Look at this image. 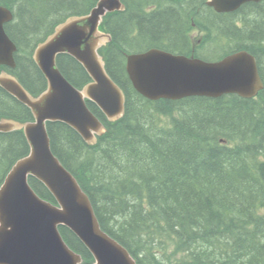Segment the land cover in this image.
<instances>
[{"label":"trees","instance_id":"1","mask_svg":"<svg viewBox=\"0 0 264 264\" xmlns=\"http://www.w3.org/2000/svg\"><path fill=\"white\" fill-rule=\"evenodd\" d=\"M121 1L125 10L108 14L101 29L111 36L102 55L106 72L125 95V114L109 122L86 101L106 132L88 145L67 125L47 123L53 154L89 197L102 230L136 264H264V89L253 99L225 95L148 101L133 89L125 70L129 53L151 47L185 51L183 31L192 11L198 29L226 49L214 60L245 50L256 57L264 82V0L229 14H216L206 0H175L171 5ZM96 2L0 0L13 12L5 31L17 47L16 66L6 70L32 95L46 88L32 59L35 46L67 18L87 14ZM151 4L158 10L146 14ZM144 40L147 48L132 50ZM195 57L209 59L199 53ZM56 62L74 87L90 81L71 56L59 55ZM1 118L33 119L26 106L0 88ZM28 151L22 131L0 133V184ZM29 183L40 198L54 203L40 182L29 178ZM59 231L81 255V264H93L70 230ZM165 245L172 250V261L163 255Z\"/></svg>","mask_w":264,"mask_h":264},{"label":"water","instance_id":"2","mask_svg":"<svg viewBox=\"0 0 264 264\" xmlns=\"http://www.w3.org/2000/svg\"><path fill=\"white\" fill-rule=\"evenodd\" d=\"M262 0H208L216 13H232ZM120 0H97L87 14L58 24L38 43L32 59L46 81L34 96L18 79L0 73V88L26 106L32 121L0 119V133L22 131L29 151L10 167L0 184V264H81V255L62 238L59 227L70 230L93 258V264H136L135 259L98 222L87 194L51 150L47 123L60 122L88 145L106 129L89 110L94 103L109 122L125 114V95L105 69L99 49L111 41L100 30L107 14L123 11ZM13 18L0 5V66L14 69L17 47L4 25ZM71 56L90 81L81 89L70 84L57 66V57ZM125 70L133 89L150 101H178L189 97L219 98L236 95L253 99L264 89L255 56L245 50L218 61L174 55L157 48L126 55ZM224 142V141H223ZM40 182L54 203L40 198L29 183Z\"/></svg>","mask_w":264,"mask_h":264},{"label":"flooded vegetation","instance_id":"3","mask_svg":"<svg viewBox=\"0 0 264 264\" xmlns=\"http://www.w3.org/2000/svg\"><path fill=\"white\" fill-rule=\"evenodd\" d=\"M155 4L156 2L154 0H152ZM159 3L163 4V5H171L173 4L172 0H168V1H162V0H158ZM155 4L154 5H148L147 9H146V14L154 12L158 9H155ZM162 10V9H160ZM192 11H190V15L188 17V21L190 22V26L187 25L186 29L183 31V38H184V43H182V49H184L185 51H175L174 49H172V52L175 55H182V56H186V57H192V58H196L195 57V53H199L200 55L201 52L206 48L211 46L213 43L210 42V37L208 34H204L205 32L201 31L198 29L197 25L194 23V19L192 15ZM164 44L169 45L170 47L173 48H178L175 47L174 45L171 46L172 44L170 43V41L168 40H163ZM180 48V47H179ZM203 56V55H202Z\"/></svg>","mask_w":264,"mask_h":264},{"label":"rangeland","instance_id":"4","mask_svg":"<svg viewBox=\"0 0 264 264\" xmlns=\"http://www.w3.org/2000/svg\"><path fill=\"white\" fill-rule=\"evenodd\" d=\"M174 1L175 0H172L173 3H174ZM213 19H214V17H213ZM144 48H147L146 47V40L140 41L138 44L134 45L132 50H135V52H138V51L143 50ZM224 51H226V49L223 48L222 45L220 44V42L218 41V44L213 43L211 46L206 47L203 50V52H201V54L203 56H206L207 58L213 60V59L217 58L218 56L222 55L224 53ZM100 54L102 55V50L100 51ZM261 65H262L261 69L264 72V57L261 60ZM151 118H153V117H151ZM160 118L167 120L164 117H160ZM171 252H172V250L169 247V245H165L164 249H163V255L165 258H169V260L172 261L174 259V256H172Z\"/></svg>","mask_w":264,"mask_h":264},{"label":"bare ground","instance_id":"5","mask_svg":"<svg viewBox=\"0 0 264 264\" xmlns=\"http://www.w3.org/2000/svg\"><path fill=\"white\" fill-rule=\"evenodd\" d=\"M244 5H245V4H244ZM241 7H242V6H241ZM241 7H240V8H241Z\"/></svg>","mask_w":264,"mask_h":264}]
</instances>
